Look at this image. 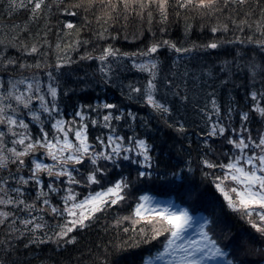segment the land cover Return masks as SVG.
<instances>
[{
    "label": "snow or ice",
    "instance_id": "6c2138e0",
    "mask_svg": "<svg viewBox=\"0 0 264 264\" xmlns=\"http://www.w3.org/2000/svg\"><path fill=\"white\" fill-rule=\"evenodd\" d=\"M249 0H77L76 3L56 7L60 14L67 19L59 21L58 38L55 48L58 52L55 67L60 69L64 64L72 63L71 54L78 50L81 45H89L91 42L84 40L82 33L91 21L88 18L89 12L99 9L100 14L95 17L100 30L94 32L96 40L104 41L106 38L116 39L109 31L112 24H115L120 15H124L125 21L129 15H138L141 18L147 15L149 22L158 14L162 23H166L172 10L179 16L181 12L186 19H207L215 20L210 24L212 34H219L221 31L229 32L235 30V40L239 43H249L257 46L264 56V8H261L260 19L250 23L251 11L246 12L245 19H237L239 9L248 5ZM260 0H257L259 7ZM10 8L13 10L30 9V19L37 20L45 14V9L51 11L53 4L48 0H10ZM83 10L85 16L83 25L75 23L79 11ZM234 13L236 15H234ZM190 27V25H189ZM162 33L164 28L160 30ZM247 35H244L245 32ZM63 32V37L59 36ZM45 37L47 32L44 33ZM72 37H75L74 39ZM67 38L68 43H63ZM222 41L213 40L206 45L216 49ZM41 45H49L47 39L34 41L29 47L27 44L20 45L21 51L27 54H36L45 57L48 53L41 52ZM167 47L176 53H188L197 45L191 48H181L169 40H153L143 49L133 52H122L111 45L103 47L95 57L87 52L79 59L100 62L99 72L104 83H110L112 71L109 60L131 61L132 67L147 75L143 86L139 83L135 87L127 85L128 96H142L143 102L161 116L168 115L171 108L168 104L156 98L159 91L158 70L160 61L158 52ZM6 66H15L19 61L15 59L4 60ZM20 69L33 71L31 76H20L10 78L6 82H0V169H6L8 165H17L15 173L9 172L8 177L0 178V225L8 224L9 231L19 232L20 236L31 235L29 243H45L48 241L61 242L64 245L76 242L75 232L87 229L96 222L99 214H104L109 209L135 202L134 208L129 215L117 216L110 227L117 232L131 234L130 241L133 244L122 242L117 246L123 249L125 246L140 247L147 245L151 249L154 241L163 239L162 251H157L155 257L143 260L142 264H151L152 259H160L165 254L170 258V264H205L209 257H225V252L217 240L212 238V233L207 230L214 221L200 217L195 227L197 232L193 238L186 239V233L193 227V216L189 208L179 207L172 200L159 201L148 195L142 187L133 188L131 171L123 175L125 163L131 168L137 166V174L134 178L139 184L143 183L142 178L153 176V157L150 155L149 145L144 138L135 134L130 136L118 134V129L113 121L121 122L125 118L136 119V115L128 110L127 117L124 110L116 112L117 105L97 101L95 105H81L71 120L65 119L58 103L59 82L52 71L41 73L38 70L50 68V65L37 60L34 65L19 63ZM253 74L256 72V65H250ZM46 76L45 79L41 78ZM264 86V80L261 81ZM172 82L165 81V87L171 88ZM175 94V93H174ZM248 95L252 100V110L259 112L264 118V91H250ZM33 102H36L35 104ZM211 110L201 109L205 114V122L209 125L206 133L202 136L208 138H227L228 145L233 150L232 154L225 157L227 162L221 160L219 163L207 158V152L211 149L208 139L203 141L206 146L204 156L199 159L202 176L207 179L213 171L219 170L222 175L214 176L211 183L219 196L214 201L221 207H227L238 215L243 221L240 230L231 237L235 242L237 237L244 235L250 241L264 242V132H258L255 137L251 130L244 127L249 120L248 112H241V128L229 127L222 123L219 117L220 109L216 104L215 97L211 101ZM101 109H107L102 116ZM229 113L233 111L229 108ZM25 113L32 121L39 124V132L33 135L29 123L22 118ZM94 113V115H93ZM116 113V114H114ZM44 117L45 119H42ZM231 121V116L228 117ZM50 122L51 128H47ZM102 125L107 129V135H99L93 142L89 138V127ZM178 131L184 130L182 123L177 126ZM229 131L232 135H228ZM247 133V135H246ZM9 144L11 146L9 147ZM26 157H31L29 167ZM50 159L52 163L45 162ZM119 169L116 175L109 171ZM27 168L28 175L23 174ZM81 169H84L82 171ZM208 169L209 171H204ZM191 171V163H189ZM86 172V174H85ZM42 174H47L49 182L46 184ZM181 173H173L179 175ZM77 177H80L79 179ZM168 183V181H165ZM15 184V187L11 185ZM25 185L36 187V197L32 202L25 199ZM65 185V187H60ZM87 185L98 187L96 192L89 191L81 198V193L75 190L76 186ZM64 191L61 197L62 205L52 203L51 194H59ZM139 191L141 194L136 195ZM182 198L191 199V193H182ZM219 197H222L220 200ZM42 205L38 207L37 205ZM13 206L22 214L27 213L26 219H20L15 211L5 210ZM51 213L57 218L55 224H49L44 215ZM125 223L128 224L125 227ZM18 225H22L21 229ZM107 230V229H106ZM43 237V238H41ZM242 245H237L240 247ZM233 255V253H229ZM105 264H108L105 260ZM227 264H237L236 259L228 260ZM239 264H243L242 261Z\"/></svg>",
    "mask_w": 264,
    "mask_h": 264
},
{
    "label": "trees",
    "instance_id": "16d2710c",
    "mask_svg": "<svg viewBox=\"0 0 264 264\" xmlns=\"http://www.w3.org/2000/svg\"><path fill=\"white\" fill-rule=\"evenodd\" d=\"M76 2L77 0H48V3L53 4L51 11L45 9L44 15L37 20H32L30 9L13 10L9 6L10 0H0V82L20 76H31L33 71L37 70L20 69L19 63L26 62L34 65L37 60H41L51 67L38 71L41 73L52 71L59 82L58 103L65 119L71 120L74 112L81 105H95L97 101L117 105L116 112L123 109L126 117L128 110H131L136 115L135 120L129 117L121 122L113 121V124L120 135L135 134L146 139L151 145L150 155L154 160L151 169L153 176L142 178V184L134 179L137 166L133 165L129 168L125 163L122 174L127 176L131 171L132 187H142L147 194L156 198L172 199L179 207L189 208L191 214L200 213L210 221H214L206 228L213 234L212 238L227 251V256L231 260L236 259L238 264L240 261L243 264H264V242L250 241L244 235L237 237L234 243L231 242V237L246 225H243L238 215L226 206L221 208L213 199L219 196V193H216L211 180L214 176L222 175V172L213 171L211 176L205 179L201 174L202 166L199 164L200 157L206 154V146L203 143L205 139H208L211 145V149L207 152V158L210 160L217 163L223 160L226 163L225 157L233 152L226 137L223 139L208 138L201 135L209 128L201 109L211 110L213 96L220 109L219 117L214 115L213 119H220L229 127L240 129V113L248 112L249 120L244 127L251 130L253 137L258 132H264V118L259 112L252 110V100L248 95L253 90L264 91V86L261 84L264 80V56L261 51L253 44L236 41L234 37L239 33L235 30L226 33L221 31L218 35L212 34L210 24L215 23L214 19L211 21L199 17L186 19V15L190 14L181 12L177 16L175 10H172L166 23L161 22L158 14L154 15L151 22L146 14L143 18L138 15H129L127 21L124 15H120L117 22L109 29L116 39L106 38L104 41H99L94 37V32L100 30L95 19L100 14L99 9L89 12L87 15L91 24L85 27L82 37L91 43L82 44L71 54L73 62L85 52L95 57L107 45L120 49L122 52L143 49L153 40H169L181 48H191L192 45H197L188 53L178 54L167 47L159 50L160 64L157 78L159 91L156 98L171 108L168 115L161 116L143 102L142 96L129 98L127 85L132 84L135 87L139 83L143 86L147 79L145 73L132 67L131 61H108L112 69L110 83L103 82V77L99 72L100 62L96 59L83 62L86 63L85 65L83 63L78 66L64 64L60 69L55 67L58 57L55 45L60 28L59 21L67 19L60 14L56 5L63 7ZM261 8H264V0H260L259 7H257V0H249L248 5L239 9L237 19H245L244 14L251 11L253 15L249 17V22L252 23L260 19ZM84 16L85 13L81 9L74 22L78 26L83 25ZM161 28L165 29L163 33L160 31ZM45 32H47L46 37ZM247 34L246 31L244 35ZM59 36L63 37V32H59ZM44 39H47L51 45V48L48 45H41V52L48 53L46 59L40 55L23 53L19 47L23 44L30 47L34 41L39 42ZM213 40L222 41V43L216 49L200 47ZM68 42L67 38L63 40V43ZM9 58L19 63L15 66H6L3 61ZM252 64L257 66L255 75L250 67ZM41 78L47 82L46 76L42 75ZM166 80L172 82L171 88L165 87ZM229 108L233 109L231 113L228 111ZM106 111L109 110L101 109L100 115L102 116ZM229 116H231V121L228 120ZM22 118L29 123L33 135L38 134V123L32 121L27 113ZM180 123L184 125L182 132L177 130ZM47 128H51L50 122H47ZM102 134L107 135V129L102 125H90V140L94 142L95 138ZM228 135L232 133L229 131ZM25 159L30 167L31 157ZM189 163H191V171H189ZM16 170L17 165L10 163L6 169H0V178L6 179L9 172L15 173ZM81 170L84 171V169ZM22 171L24 175H28L27 168ZM109 171L116 175L119 169H112L109 165ZM204 171L209 170L204 169ZM177 172L181 174L172 175ZM42 175L45 181V191H47L46 184L49 178L47 174ZM23 187L25 188V199L32 202L36 197V187L34 185ZM60 187L63 188L65 185H60ZM75 190L81 193V198H83V195L89 191L96 192L99 188L83 185L76 186ZM186 192L191 193V199L187 202L181 195ZM139 194L141 193L137 191L136 195ZM64 195V191H60L59 194L52 193V203L62 205L61 197ZM219 198L222 200V197ZM134 204L135 202L132 201L120 207L114 206L104 214H99L96 222L91 226L75 232L76 242L68 245L61 242L58 246L51 241L29 243L33 239L31 235L20 236L19 232L10 233L8 224L0 225V264H105V260L108 264H142L147 257L154 256L158 250L160 251L163 239L158 242L154 241L150 250L147 245L125 246L120 249L117 246L122 242L133 244L134 240L130 241L131 234L117 232L110 227L117 216L129 215ZM0 208L4 206L0 205ZM5 210L15 211L20 219L28 218L27 213L22 214L13 206H8ZM44 219L49 224L57 222V218L50 212L44 215ZM18 226L23 228L22 225ZM124 226L127 227L128 224L125 223ZM237 245L242 246L237 247Z\"/></svg>",
    "mask_w": 264,
    "mask_h": 264
},
{
    "label": "rangeland",
    "instance_id": "374dc122",
    "mask_svg": "<svg viewBox=\"0 0 264 264\" xmlns=\"http://www.w3.org/2000/svg\"><path fill=\"white\" fill-rule=\"evenodd\" d=\"M41 118L43 119L44 117H41ZM37 127L39 128V124L37 125ZM45 162L52 163V161L50 159H47ZM156 199L159 200V201L171 200V199H160V198H156ZM192 216L194 218L193 221H192L193 227L190 230L187 231L186 237H185L186 239L193 238L194 233L197 232V228L195 227L196 223L198 221L202 223V220H200V217H203L202 215H199L198 213H195ZM162 250H163V248H162ZM225 254H226V252H225ZM155 256H152V257H155ZM146 259H149V257L146 258ZM228 260H230V259L226 255H225V257H219V256L209 257V258L206 259L205 264H227ZM170 261H171V258L167 254H165L162 258H160L158 260L157 259H152L151 264H170Z\"/></svg>",
    "mask_w": 264,
    "mask_h": 264
},
{
    "label": "bare ground",
    "instance_id": "6f19581e",
    "mask_svg": "<svg viewBox=\"0 0 264 264\" xmlns=\"http://www.w3.org/2000/svg\"><path fill=\"white\" fill-rule=\"evenodd\" d=\"M85 61L87 62L88 59H84V60H80V59H78V60H76V61L70 63L69 65H71V66H78V65L82 64V63L85 62ZM85 64H86V63H83V65H85Z\"/></svg>",
    "mask_w": 264,
    "mask_h": 264
}]
</instances>
